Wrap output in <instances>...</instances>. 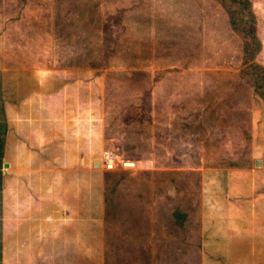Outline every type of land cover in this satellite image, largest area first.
<instances>
[{
  "label": "rangeland",
  "instance_id": "rangeland-1",
  "mask_svg": "<svg viewBox=\"0 0 264 264\" xmlns=\"http://www.w3.org/2000/svg\"><path fill=\"white\" fill-rule=\"evenodd\" d=\"M249 1L261 46L253 62L264 67V0ZM225 4L0 0V22H37L38 35L41 25L52 30L53 47L31 36V54H53L55 62L34 66L68 77L54 73L53 86L56 94L66 81L70 92L66 105L55 102L70 120L69 166L92 168L104 151L137 164L103 171L106 198L93 224L103 235L92 237L102 264H256L251 253L260 239L244 234L261 230V209L254 223L229 228L238 238L221 239V217L207 213L202 182V170L246 168L253 148L264 153V128L252 125V108L263 115L264 100L243 75L252 63L244 64L248 39L232 27ZM20 37L26 42L24 31ZM175 210L187 215L181 227Z\"/></svg>",
  "mask_w": 264,
  "mask_h": 264
},
{
  "label": "crops",
  "instance_id": "crops-1",
  "mask_svg": "<svg viewBox=\"0 0 264 264\" xmlns=\"http://www.w3.org/2000/svg\"><path fill=\"white\" fill-rule=\"evenodd\" d=\"M41 26L45 31L38 35L37 22H0V264H102L101 258L96 261L101 245L92 244V239L103 235L101 230L95 234L94 228H99L93 224L102 216L105 170L95 167L97 161L92 168L69 166L70 120L55 102L64 103L70 92L64 87L66 81L56 87V94L53 86L54 73L63 79L67 76L65 71H39L34 66L56 61L53 54L42 58L37 51L31 54V36L40 40V46L53 47L52 30ZM23 31L26 42L20 37ZM37 45L35 42L34 47ZM7 47L13 49L7 52ZM20 62L30 65H7ZM67 106L63 109L69 113ZM252 113L253 128H264V114L257 107ZM261 149L253 148L249 167L202 170L207 213L221 217L215 219L223 224L221 239L229 240L231 234L238 238L230 227L259 220L258 207L264 224ZM241 214L246 215L245 220ZM247 233L245 238L260 239L253 244L258 250L251 253L253 262L264 264V225L258 232ZM87 242L91 257L86 256Z\"/></svg>",
  "mask_w": 264,
  "mask_h": 264
},
{
  "label": "trees",
  "instance_id": "trees-1",
  "mask_svg": "<svg viewBox=\"0 0 264 264\" xmlns=\"http://www.w3.org/2000/svg\"><path fill=\"white\" fill-rule=\"evenodd\" d=\"M224 1L226 6L233 10V17L231 18L232 27L236 32L243 34L248 39L245 44V57L244 64L248 67L243 71V75H247L254 87V91L260 95L264 100V67L253 62L255 54L260 50V44L256 37V16L253 11L252 4L249 0H221ZM249 47H252V52ZM253 53V56L250 54ZM175 225L181 227L187 220V215L175 210L172 214Z\"/></svg>",
  "mask_w": 264,
  "mask_h": 264
},
{
  "label": "built area",
  "instance_id": "built-area-1",
  "mask_svg": "<svg viewBox=\"0 0 264 264\" xmlns=\"http://www.w3.org/2000/svg\"><path fill=\"white\" fill-rule=\"evenodd\" d=\"M101 169L106 171L121 170H134L137 164L133 161L120 158L114 152L104 151L100 158Z\"/></svg>",
  "mask_w": 264,
  "mask_h": 264
},
{
  "label": "water",
  "instance_id": "water-1",
  "mask_svg": "<svg viewBox=\"0 0 264 264\" xmlns=\"http://www.w3.org/2000/svg\"><path fill=\"white\" fill-rule=\"evenodd\" d=\"M257 165H258V166H261V165H262V162H261V161H258ZM95 167H96V168H101V164H100L99 161L96 162Z\"/></svg>",
  "mask_w": 264,
  "mask_h": 264
},
{
  "label": "bare ground",
  "instance_id": "bare-ground-1",
  "mask_svg": "<svg viewBox=\"0 0 264 264\" xmlns=\"http://www.w3.org/2000/svg\"><path fill=\"white\" fill-rule=\"evenodd\" d=\"M100 162V161H99Z\"/></svg>",
  "mask_w": 264,
  "mask_h": 264
}]
</instances>
